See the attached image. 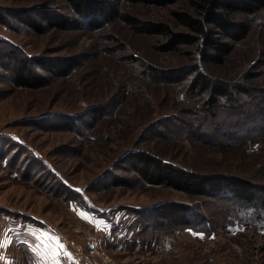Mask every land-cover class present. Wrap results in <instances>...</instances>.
Returning <instances> with one entry per match:
<instances>
[{"label": "rangeland", "instance_id": "rangeland-1", "mask_svg": "<svg viewBox=\"0 0 264 264\" xmlns=\"http://www.w3.org/2000/svg\"><path fill=\"white\" fill-rule=\"evenodd\" d=\"M34 7L76 28L32 30L15 15ZM117 9L188 32L173 18L190 12L186 0ZM231 21L247 34L220 39L233 49L199 65L202 88L186 74L193 46L163 50V37L82 18L64 0H0V54L32 59L37 79L20 85L0 56V264H36L38 237L101 264L93 241L114 264H264V11ZM131 151L226 180L214 197L146 184L124 160ZM230 178L262 187L258 201L225 197ZM163 212L190 225L158 227Z\"/></svg>", "mask_w": 264, "mask_h": 264}, {"label": "trees", "instance_id": "trees-1", "mask_svg": "<svg viewBox=\"0 0 264 264\" xmlns=\"http://www.w3.org/2000/svg\"><path fill=\"white\" fill-rule=\"evenodd\" d=\"M71 10L82 18H88L90 15H97L104 21L117 19L123 24L130 26L140 33L156 34L166 40L163 50L169 51L177 48L179 45H189L194 47L195 61L187 69V75L193 74L196 84L202 88L208 86L205 77L199 71L201 64H222L224 58L232 51V46L222 42V37L233 41H240L245 38L248 27L242 23H232L231 17L238 14L251 15L259 11H264V0H186L190 12H174L173 18L177 25L183 27L187 33H174L166 26L161 24H142L128 13L119 12L117 4L121 1L133 4H144L148 6H167L175 3L177 0H64ZM25 16H17L20 22L30 27L32 30L40 31V23H46L48 28H58L68 30L76 28L75 21L70 19H61L51 17L43 12L41 7H34L31 13ZM13 14V13H12ZM11 14V15H12ZM39 23V24H38ZM169 43V44H168ZM176 51V50H175ZM11 50L0 54L7 59L4 68L12 72L14 80L22 86H31L37 81L33 75L32 69L26 65L31 64L33 60L19 59ZM39 65L44 62L34 59ZM45 68L52 71L57 65H48ZM214 85V93L217 94ZM78 135H81L80 133ZM83 137V136H82ZM83 139H85L83 137ZM130 156L125 158L127 164L135 171L136 175L143 183L165 186L175 191H179L190 196H210L217 194L219 181L226 180L215 175L202 176L197 172L184 170L163 160L157 159L150 154L142 151L130 152ZM231 181L225 183L224 192L226 196L239 202L258 201V192L260 186L251 185L247 181H238L230 178ZM239 182V183H238ZM112 184V183H111ZM116 184V183H114ZM182 214V213H181ZM154 224L158 227L166 225L167 227L189 226L187 217L178 216L174 212H163L153 217Z\"/></svg>", "mask_w": 264, "mask_h": 264}, {"label": "built area", "instance_id": "built-area-1", "mask_svg": "<svg viewBox=\"0 0 264 264\" xmlns=\"http://www.w3.org/2000/svg\"><path fill=\"white\" fill-rule=\"evenodd\" d=\"M97 242L93 241L90 244L92 251H95L97 255H100L103 264H114L106 254L103 253L101 248H97ZM69 251H65L60 255L59 262L60 264H101L100 261H95L88 257L86 253L83 252L82 248L79 245L72 244L68 247ZM67 254V255H65ZM69 257L71 258L69 260Z\"/></svg>", "mask_w": 264, "mask_h": 264}, {"label": "snow or ice", "instance_id": "snow-or-ice-1", "mask_svg": "<svg viewBox=\"0 0 264 264\" xmlns=\"http://www.w3.org/2000/svg\"><path fill=\"white\" fill-rule=\"evenodd\" d=\"M38 239L42 241V250H36L37 256L40 257L36 264H59L58 257L63 249L59 239L55 237H38Z\"/></svg>", "mask_w": 264, "mask_h": 264}]
</instances>
